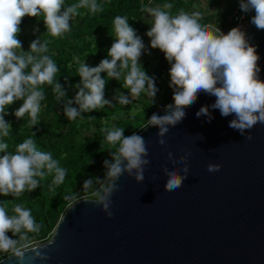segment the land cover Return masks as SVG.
<instances>
[{"label":"clouds","instance_id":"9594fccd","mask_svg":"<svg viewBox=\"0 0 264 264\" xmlns=\"http://www.w3.org/2000/svg\"><path fill=\"white\" fill-rule=\"evenodd\" d=\"M239 7L244 13L254 12L251 23L258 30H264V0H239ZM80 9H87L95 15L103 12L104 6L97 0H77L69 5L65 0H0V194L4 196L19 197L31 192L49 176H52L49 191L55 192L67 175V169L60 161L53 158L50 151L40 150L32 137L25 138L15 145L13 151H9L5 139L10 136L12 128L5 119L8 106L22 100L14 110L15 117L23 119L27 116L28 125L31 128L36 126L40 121L42 101L46 99L42 86L48 85L55 100L58 103L63 101L65 117L75 120L82 113L114 106L105 98L107 80L101 73L118 81L123 77L122 87L128 90L131 98L145 92L153 99L158 92L155 77L150 76L140 63V57L146 50L143 39L129 24L127 16L116 15L110 33L114 41L107 50L109 58L101 59L96 66H89L76 57L80 81L74 85L77 89L74 97L66 98V89L57 80L60 69L48 54L50 41L38 37L31 41L29 50L24 51L17 37L25 16L42 18L46 28L44 34L63 37L71 31L70 22L79 15ZM172 9L171 3L141 6V11L150 16L147 22L151 27L146 32L150 47L159 49L168 61L169 87L173 89V103L165 106V114L153 113L142 128L157 126L158 143L165 144L163 137L169 132V126L183 120L185 109L193 105L201 93L215 97L210 107L218 109L222 116H234L229 127L241 135L257 123H264V80L259 75L260 57L245 31L236 26L224 33L219 27L205 23L199 11L188 13L181 9L173 14ZM129 95L117 91L114 99L121 105H128L131 102ZM196 116H206L209 122L213 119L209 106H202ZM101 131L105 133L106 143L115 150L109 149L111 160L103 161L107 183L92 195L96 197V204L102 206L107 217L111 218V195L120 190L116 181L127 173L135 181L143 182L145 166L150 161L145 158L148 150L141 135L133 132L125 136V129L115 126ZM251 138V135L246 137L248 140ZM168 157L172 159L171 152ZM186 160L187 156L180 158V162ZM220 168L218 163L207 165L209 172H218ZM188 171L187 163L178 170L165 168L168 177L165 190L180 188L188 177ZM94 181L99 183L100 178L85 180L84 190L90 189ZM65 199L79 201L75 196H66ZM11 211L13 214L10 215L7 202L0 203V252L11 253L9 256L16 257L19 264H23L25 251L29 249L34 253L29 259H47L29 239V233H39L41 229L31 209L17 203ZM8 232L18 238L9 237Z\"/></svg>","mask_w":264,"mask_h":264},{"label":"water","instance_id":"95a60500","mask_svg":"<svg viewBox=\"0 0 264 264\" xmlns=\"http://www.w3.org/2000/svg\"><path fill=\"white\" fill-rule=\"evenodd\" d=\"M245 33L264 80V30L250 20ZM214 100L199 94L183 120L169 126L163 145L157 126L141 128L137 134L146 141L150 161L144 181L127 173L116 181L120 190L111 195V218L96 198L73 201L50 237L34 245L47 259H29V249L23 264H264V123L241 135L229 127L234 116L210 107ZM165 106L155 113L164 115ZM202 106H209L210 122L196 116ZM182 156L187 160L180 162ZM184 163L188 177L177 190L166 191L164 169H182ZM209 163L220 164V170L209 172ZM9 255L0 264H19Z\"/></svg>","mask_w":264,"mask_h":264},{"label":"trees","instance_id":"16d2710c","mask_svg":"<svg viewBox=\"0 0 264 264\" xmlns=\"http://www.w3.org/2000/svg\"><path fill=\"white\" fill-rule=\"evenodd\" d=\"M192 1L97 0L98 3L103 4L104 11L92 15L87 9H80L79 15L74 16L70 22L71 31L65 33L63 37L56 38L44 34L46 28L42 18L25 16L17 38L21 40L24 51H28L31 41L38 37L50 41L48 54L52 56L60 69L57 73V80L66 89V98L72 99L77 91L74 85L80 81L77 73L79 65L75 58L79 57L81 62L84 61L89 66H96L101 59L109 58L107 50L114 41V37L110 33L116 15L127 16L129 24L136 31H143L146 26H140L139 19L142 14H145L141 11L142 5L155 7L171 3L173 4L171 11L175 14L181 9L188 12ZM75 2L77 0H65L66 5ZM227 11V7L224 6L204 18V22L210 21L213 26L226 27L229 25L226 20ZM153 57L156 61L151 66L148 62V52L145 51L140 57V63L150 76L155 77V84L159 91L170 78V65L160 50L158 53H154ZM101 75L107 80L105 98L111 100L114 106H105L104 109L82 113L75 120H68L65 117L63 101L58 103L55 100L51 87L48 85L42 86L46 92V99L42 101L40 121L36 126L31 128L28 125L27 116L17 119L11 105L7 107L8 115L5 116V119L12 126L10 136L5 138L9 144V151H13L15 145L25 138L32 137L36 140L40 150L50 151L53 158L58 159L61 165L67 169L64 183L58 186L55 192L49 191L48 185L52 180V176H49L41 182V186L31 192H25L19 197L0 194V203L7 202L10 215L13 214L11 211L13 205L17 203L31 209L37 223L41 224L39 233L28 234L33 239L43 240L49 231L53 230L58 218L73 202L65 199L66 196H75L78 199L82 197L96 198L92 192L107 183L103 161L111 160L110 151L115 149L106 143L105 133L101 129L115 126L123 127L125 136L131 135L133 132L137 133L147 124V120L159 105L145 92L136 98H131L128 90L122 87L123 77H121V81H118L114 78H107L106 73H101ZM117 91L129 95L131 102L128 105L119 104L114 99ZM166 100L170 101L171 97L164 93L163 101ZM73 106L78 107L75 104ZM91 116L95 119H91ZM140 123L142 126L137 130ZM95 177H99L100 182L94 181L90 189L84 190V181ZM7 235L17 239L11 232H8Z\"/></svg>","mask_w":264,"mask_h":264},{"label":"rangeland","instance_id":"374dc122","mask_svg":"<svg viewBox=\"0 0 264 264\" xmlns=\"http://www.w3.org/2000/svg\"><path fill=\"white\" fill-rule=\"evenodd\" d=\"M237 0H193L192 1V5L190 7V10L188 11V13H192L195 11H199L203 14V17L206 18L208 17L210 14L215 13L217 10L222 9L224 6L231 8L234 7L236 5ZM140 26H146V29L143 31H137V34L143 38L144 44L146 46V50L148 52V62L149 64L152 66L156 59L153 57L154 53H158L159 49H152L150 47V38L146 35L147 30L150 28V24L147 22L148 20H150V17L146 14H142L140 17ZM208 24L213 26V23L208 21ZM150 53V54H149ZM169 83H170V78L169 80L164 84V86L156 93L154 99L159 103V105L157 106V108L155 109V112L157 110H159L160 108H162L163 106H165L166 104H168V100L163 101L164 99V93H166L167 95H169L171 97H173V89L169 87ZM170 100V101H171ZM22 100H18L16 102H14L11 105L12 109H16L18 108L21 104H22ZM154 112V113H155ZM143 123V122H142ZM142 123L138 124V129L141 128ZM78 199V198H76ZM74 201V200H72ZM51 231H49V233L43 238V240H38V239H33L32 237H29L31 243L34 245H37L39 243H41L42 241L47 240L50 235H51ZM9 237H11L10 235H8ZM12 238V237H11ZM18 238V237H17ZM11 253H4V252H0V258L9 255Z\"/></svg>","mask_w":264,"mask_h":264},{"label":"built area","instance_id":"2783aa9c","mask_svg":"<svg viewBox=\"0 0 264 264\" xmlns=\"http://www.w3.org/2000/svg\"><path fill=\"white\" fill-rule=\"evenodd\" d=\"M149 1V0H148ZM226 20L229 23L226 27H219L222 32L227 33L231 28L239 26L242 30H246L248 27L252 15L254 12L244 13L239 7V0H237L234 7H227ZM149 16V14L145 13ZM150 17V16H149Z\"/></svg>","mask_w":264,"mask_h":264},{"label":"crops","instance_id":"0c3cea01","mask_svg":"<svg viewBox=\"0 0 264 264\" xmlns=\"http://www.w3.org/2000/svg\"><path fill=\"white\" fill-rule=\"evenodd\" d=\"M226 7V6H225ZM229 7V6H228Z\"/></svg>","mask_w":264,"mask_h":264}]
</instances>
